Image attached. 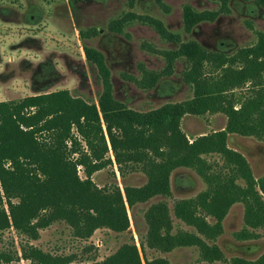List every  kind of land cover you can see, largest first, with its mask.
I'll return each mask as SVG.
<instances>
[{"label":"trees","instance_id":"trees-1","mask_svg":"<svg viewBox=\"0 0 264 264\" xmlns=\"http://www.w3.org/2000/svg\"><path fill=\"white\" fill-rule=\"evenodd\" d=\"M134 1L127 0L129 8ZM155 1L163 5L162 0ZM209 1L218 9L198 12L190 5L183 7L185 34L200 23L213 22L229 13L231 0ZM242 1L264 7V0ZM134 21L153 28L162 39L178 47L161 51L166 63L162 70L151 71L140 65V78L127 73L122 78L141 89H150L160 78L172 74L174 61L185 59L188 69L183 78L193 88L192 99L183 106L134 112L114 98L103 55L86 46V60L95 68L101 85L96 105L73 99L66 91L0 103V185L9 210L8 216L1 207L0 194V231L13 227L35 240L40 228L62 221L82 240L101 228L124 232L130 226L126 209L157 197L170 198V175L186 168L202 178L207 188L195 198L176 201L172 213L176 221L194 232H173L170 209L165 201H158L144 213L147 230L139 239L143 260L133 243L123 245L103 262L92 264H169L163 257L148 258L147 249L165 254L182 247L198 248V264L225 261L220 247L206 241L214 242L222 234L223 220L234 204L244 207V228L234 233V238L242 242L264 237V233L256 232L264 229V177L256 180L247 160L227 145L229 135L264 141V33H257L254 45L226 56L207 51L193 41L182 42L177 33L148 15L125 13L109 29L120 34ZM143 48L157 53L150 45L143 44ZM206 64L216 76H205ZM184 112L222 113L226 126L189 141L180 129ZM110 152L119 172L122 166L132 164L146 176V184L123 186V195L117 186L97 188L89 177L111 165L106 157ZM210 155L223 160L220 171L216 172L207 160ZM78 166L83 167L86 180L78 177ZM21 251L30 264L72 262L33 248ZM230 262L264 264V253L256 260L233 258ZM0 264L20 262L17 257L1 253Z\"/></svg>","mask_w":264,"mask_h":264},{"label":"rangeland","instance_id":"rangeland-1","mask_svg":"<svg viewBox=\"0 0 264 264\" xmlns=\"http://www.w3.org/2000/svg\"><path fill=\"white\" fill-rule=\"evenodd\" d=\"M135 0L129 8L127 0H0V103L26 97L66 91L73 99L97 103L101 90L95 68L87 62L84 47L100 52L110 71L114 98L134 112L145 113L165 105H181L193 97V88L184 82L183 73L188 69L185 59H177L172 74L160 78L150 89H141L122 78L123 73L140 78L139 66L160 71L166 63L161 51L176 49L157 32L134 21L123 33H115L110 25L132 12L138 16H151L164 27L177 33L182 42L193 41L203 49L231 56L240 49L250 47L257 41V33H264V7L250 1L231 0L229 13L220 15L213 22H203L193 27L189 34L183 31L182 13L185 5L193 10H217V4L209 0ZM152 46L157 53L143 48ZM204 74L216 76L213 68L204 66ZM91 104V103H90ZM96 105V104H95ZM185 113V112H184ZM222 113H185L180 129L191 141L197 137L221 131L226 126ZM73 133L74 130H72ZM83 143V142H82ZM84 144V143H83ZM227 145L240 153L248 162L253 177H264V141L254 137L229 135ZM94 172L89 180L99 189L117 186L123 195V186L142 187L146 176L132 164L122 166L121 172L114 162ZM208 161L216 172L224 167L218 155H210ZM78 177L86 180L84 169L77 167ZM122 173V174H121ZM242 184V181H238ZM207 188L205 182L193 170L181 168L170 175V198H154L137 204L127 215L130 226L124 232L101 228L82 240L76 238L72 228L62 221L47 224L38 230L35 240L19 234L13 227L0 231V254L17 257L20 264H30L22 254V248H33L56 259H71L70 264L103 262L123 245L135 243L141 259L139 239L144 238L147 225L144 213L150 205L165 201L173 219V232L193 231L175 220L172 207L176 201L197 197ZM2 208L9 216L3 197ZM17 203V200H13ZM244 207L234 204L223 220V232L214 242L220 247L225 261L214 264H231L233 258L256 260L264 253V237L251 241H237L234 233L244 228ZM209 223L214 220L207 218ZM264 233V229L256 231ZM148 258L163 257L169 264H198L201 261L197 247L175 248L170 253H154L147 249Z\"/></svg>","mask_w":264,"mask_h":264},{"label":"crops","instance_id":"crops-1","mask_svg":"<svg viewBox=\"0 0 264 264\" xmlns=\"http://www.w3.org/2000/svg\"><path fill=\"white\" fill-rule=\"evenodd\" d=\"M229 138V137H228Z\"/></svg>","mask_w":264,"mask_h":264}]
</instances>
